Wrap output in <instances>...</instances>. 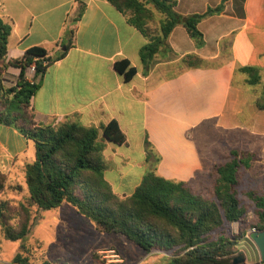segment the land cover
<instances>
[{
  "label": "crops",
  "instance_id": "obj_1",
  "mask_svg": "<svg viewBox=\"0 0 264 264\" xmlns=\"http://www.w3.org/2000/svg\"><path fill=\"white\" fill-rule=\"evenodd\" d=\"M175 1V10L182 16L204 13L222 2ZM80 7L82 15L74 21ZM0 19L11 29L6 61L21 58L36 46L50 55L65 51V56L49 66L41 78L26 71L30 82H40L31 99L37 122L55 125L71 120L98 128L114 119L126 144L128 137L137 134L142 135L143 144L148 138L161 157L157 172L166 179L192 182L203 170V158L192 135L195 129L213 123L228 132L236 128L245 108L260 111L252 107L251 92L246 94L232 85V79L236 68L253 66L261 70L264 81V0H224L220 13L199 23L204 39L199 48L189 36L190 40L186 39L185 28L176 25L168 36L166 50L149 63L146 75L139 51L147 39L107 0H0ZM213 25L215 29L225 25L228 30L216 39V43L221 39L222 45L209 49L205 44L209 32L203 27L212 29ZM69 30L73 32L71 37ZM188 54L200 57L205 65L184 69L177 75L160 74ZM120 59H127L136 68V75L128 82L114 69V62ZM29 142L15 128L0 124V173L10 178L21 171L32 155ZM105 143L106 160L119 157L121 163L130 162L129 156L118 151L122 145L110 149L112 143ZM143 154L137 164L142 166V174L134 189L149 168L145 151ZM106 180L120 196L134 191L117 192Z\"/></svg>",
  "mask_w": 264,
  "mask_h": 264
},
{
  "label": "trees",
  "instance_id": "obj_2",
  "mask_svg": "<svg viewBox=\"0 0 264 264\" xmlns=\"http://www.w3.org/2000/svg\"><path fill=\"white\" fill-rule=\"evenodd\" d=\"M125 14L127 22L138 30L147 42L139 51L147 74L149 63L167 48V39L176 25L181 24L197 46L204 44L199 23L207 16L220 13L224 0L201 14L182 16L175 10V0H107ZM80 7L74 21L82 15ZM154 11L161 15L159 32L151 34L148 23ZM10 26L0 19V124L18 130L33 142L34 159L26 162L22 175L27 197L17 204V211L9 200L0 198V226L7 241H23L31 233V207L52 210L68 203L91 221L95 230L103 234H117L146 253L160 251L172 257L169 264H231L237 252L239 237L229 236L225 226L245 222L246 208L238 197L237 173L242 166L249 167L251 154L242 155L232 149L228 159L212 169L213 197L195 195L190 182L166 179L157 172L160 155L147 137L144 151L149 168L139 185L127 196L116 194L105 179L106 164L103 151L106 141L114 145L126 144V137L116 120L100 127H86L71 120L55 125L37 122L31 108V99L40 82L29 81L26 71L34 66V78H41L47 68L65 56V51L52 55L42 47L27 49L21 58L6 61ZM67 34L71 37L73 32ZM66 49L68 45H65ZM204 60L188 54L173 67L181 73L187 68L202 67ZM125 82L136 75V68L127 59L113 64ZM14 75L15 82L6 85L4 75ZM245 75L244 86H259L261 70L253 66L235 69ZM264 97V96H262ZM256 107L264 110V98ZM101 135V136H100ZM100 138V139H99ZM0 173V194L8 183H15ZM256 212V231L264 230V192H248ZM13 208V211H11ZM261 263H264L262 261ZM11 264H29L28 258L17 253Z\"/></svg>",
  "mask_w": 264,
  "mask_h": 264
},
{
  "label": "rangeland",
  "instance_id": "obj_3",
  "mask_svg": "<svg viewBox=\"0 0 264 264\" xmlns=\"http://www.w3.org/2000/svg\"><path fill=\"white\" fill-rule=\"evenodd\" d=\"M161 18V15L154 11L153 19L148 23L151 34L159 32ZM203 28L209 32L206 36L208 43L205 42L209 49L222 45L223 41L220 39L216 43V39L227 32L225 25H218L216 29L214 25L212 29L206 26ZM184 35L189 41L190 38L186 32ZM190 41L199 48L195 40ZM176 72L178 68L171 65L162 69L160 74L166 76L174 75ZM244 76L236 74L237 84ZM4 78L8 86L15 82L14 75L9 72L4 75ZM240 86L246 94L251 92V104L253 109L257 110L256 101L264 96V81L255 88L244 86L243 81ZM237 119L236 128L228 132L215 128L213 123H204L192 132L202 155L204 168L190 182V189L195 195L212 198L214 184L212 169L224 163L232 149L238 150L242 155L251 154L249 167L242 166L237 173L238 197L246 208L245 222H233L225 226V229L229 236L239 237L236 240L237 252L231 256L232 258L242 255L245 258L244 264H264L261 263L258 249L251 238L252 229L256 230V212L253 202L247 196L248 192L258 194L264 192V110L254 112L245 108L243 114ZM29 143V154L32 155L26 159L28 162L32 160L34 154L33 142ZM110 147V149L117 148L114 144H110ZM118 149L123 156L131 158L130 162L121 163L119 157L107 160L104 157L105 178L112 182L117 192L128 193L134 190L142 174V166L137 165L143 160L144 155L142 135L128 137L127 144L119 146ZM9 177V179L15 177L16 184L7 182L8 185L0 194V198L9 200L10 205L15 208L14 211L11 208V211L15 212L18 202L25 201L27 189L18 171L16 175ZM30 210L33 217L31 233L25 240L16 242L5 240L0 226V264H11V260L17 253L26 256L29 264H169L172 259L171 255L165 252L146 253L121 235L97 232L90 220L66 202L52 210L40 211L35 206ZM105 249L106 252H100Z\"/></svg>",
  "mask_w": 264,
  "mask_h": 264
},
{
  "label": "water",
  "instance_id": "obj_4",
  "mask_svg": "<svg viewBox=\"0 0 264 264\" xmlns=\"http://www.w3.org/2000/svg\"><path fill=\"white\" fill-rule=\"evenodd\" d=\"M252 241L256 245L261 262L264 261V230L253 232L251 234ZM245 258L242 255L235 257L232 261V264H244Z\"/></svg>",
  "mask_w": 264,
  "mask_h": 264
},
{
  "label": "built area",
  "instance_id": "obj_5",
  "mask_svg": "<svg viewBox=\"0 0 264 264\" xmlns=\"http://www.w3.org/2000/svg\"><path fill=\"white\" fill-rule=\"evenodd\" d=\"M28 70H29V73L30 74H34V66H31L30 68H28ZM253 232H257L254 228L252 229V233Z\"/></svg>",
  "mask_w": 264,
  "mask_h": 264
}]
</instances>
